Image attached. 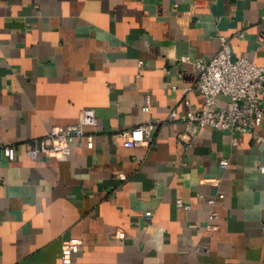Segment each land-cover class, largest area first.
Masks as SVG:
<instances>
[{
  "label": "crops",
  "instance_id": "1",
  "mask_svg": "<svg viewBox=\"0 0 264 264\" xmlns=\"http://www.w3.org/2000/svg\"><path fill=\"white\" fill-rule=\"evenodd\" d=\"M221 35L264 64V0H0V264H264V142L212 126L180 140L204 103L194 61ZM85 107L94 147L28 154ZM158 118L153 142L124 133Z\"/></svg>",
  "mask_w": 264,
  "mask_h": 264
},
{
  "label": "built area",
  "instance_id": "2",
  "mask_svg": "<svg viewBox=\"0 0 264 264\" xmlns=\"http://www.w3.org/2000/svg\"><path fill=\"white\" fill-rule=\"evenodd\" d=\"M221 47L219 52L212 56H199L194 61L199 71L198 87L203 93L204 103L200 108H190L181 115L188 125V134L181 137L182 143L188 148L192 139L199 130L205 126L228 130L233 133V142L237 144L238 135L247 132L256 134L257 141L264 142V134L259 132L260 126L264 122V64H258L254 60L245 56H235L226 35L220 36ZM183 61L190 60V56H183ZM176 91L177 86H173ZM191 105L190 101H188ZM146 111L151 110L150 96L146 97L144 105ZM174 110L171 117H177ZM165 123L158 118L140 126L126 130L136 145L145 142H153L156 128ZM99 124V116L95 108L85 107L81 110L79 120L75 123L61 124L53 126L47 134L36 138L27 149L28 154L33 158L41 155H68L72 151L75 143H84L94 147L95 134L89 132V127H96ZM4 152L9 160L17 157V146L7 145ZM228 159L221 160V166L226 168ZM262 179L264 182V164L260 165ZM123 178L125 174H121ZM218 184L219 180H212ZM222 196V194H220ZM214 202V198L208 199ZM179 204L184 205L182 199ZM186 206H188L186 204ZM216 213L212 214L214 217ZM153 211L146 212V218L151 219ZM209 228L214 226L209 223ZM120 238L125 237V232L119 233ZM84 239L72 237L66 240L61 251V258L65 263H71L74 253L80 251L84 246Z\"/></svg>",
  "mask_w": 264,
  "mask_h": 264
}]
</instances>
